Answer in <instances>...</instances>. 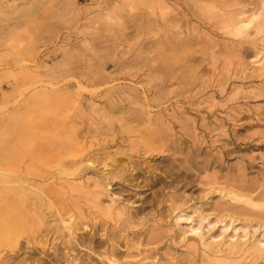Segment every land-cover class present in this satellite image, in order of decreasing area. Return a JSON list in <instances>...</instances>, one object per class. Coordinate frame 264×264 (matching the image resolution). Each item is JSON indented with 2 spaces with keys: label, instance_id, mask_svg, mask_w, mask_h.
<instances>
[{
  "label": "rangeland",
  "instance_id": "obj_1",
  "mask_svg": "<svg viewBox=\"0 0 264 264\" xmlns=\"http://www.w3.org/2000/svg\"><path fill=\"white\" fill-rule=\"evenodd\" d=\"M0 207V264H264V0H0Z\"/></svg>",
  "mask_w": 264,
  "mask_h": 264
},
{
  "label": "bare ground",
  "instance_id": "obj_2",
  "mask_svg": "<svg viewBox=\"0 0 264 264\" xmlns=\"http://www.w3.org/2000/svg\"><path fill=\"white\" fill-rule=\"evenodd\" d=\"M1 210L3 209L2 207H0ZM18 208V207H17ZM0 210V211H1ZM2 213V212H1ZM0 213V214H1ZM4 216V215H3ZM17 219H19V212L17 213L16 210H13V215L10 219H6L4 222H2L3 224H5L7 227H13V224L15 222H17ZM2 223H0V226L2 225ZM220 244V243H219ZM258 249H264V241H261L260 244H258Z\"/></svg>",
  "mask_w": 264,
  "mask_h": 264
}]
</instances>
